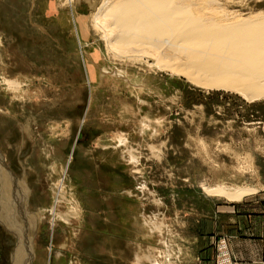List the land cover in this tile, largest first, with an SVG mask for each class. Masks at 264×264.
Listing matches in <instances>:
<instances>
[{
    "label": "rangeland",
    "instance_id": "1",
    "mask_svg": "<svg viewBox=\"0 0 264 264\" xmlns=\"http://www.w3.org/2000/svg\"><path fill=\"white\" fill-rule=\"evenodd\" d=\"M101 1L0 0V194L20 193L8 219L0 201V264H14L18 215L25 264H264L235 259L226 230L244 214L264 223V97L196 86L142 54L114 56L93 25ZM207 1L219 18L264 14V0ZM100 60L142 76L160 129L100 144L86 134L89 96L134 105L129 86L100 83ZM220 185L247 192L205 191Z\"/></svg>",
    "mask_w": 264,
    "mask_h": 264
},
{
    "label": "bare ground",
    "instance_id": "2",
    "mask_svg": "<svg viewBox=\"0 0 264 264\" xmlns=\"http://www.w3.org/2000/svg\"><path fill=\"white\" fill-rule=\"evenodd\" d=\"M74 1L66 0V4L72 5ZM201 1L102 0L93 15V25L96 32H101L107 50L120 59L142 54L153 60L155 66L183 76L196 86L234 91L249 100L264 97V14L245 19L219 18L221 13L218 17L213 15L210 2ZM104 59L102 56L101 60ZM101 60L98 67L100 83L110 79L136 91L146 87L142 76H132L124 69H108ZM3 81L12 90L20 88V82L6 78ZM132 154L131 158H135ZM4 177L6 175L0 167L1 182ZM5 191L6 194H0V201L6 208L3 216L8 219L12 216L8 210L12 212V203L19 204L20 193L16 186ZM205 191L229 200H240L247 192L223 185L205 188ZM18 217L15 216V220L9 218L19 241L12 260L14 264H25L23 240L29 231L24 230ZM59 217L68 221L66 217Z\"/></svg>",
    "mask_w": 264,
    "mask_h": 264
},
{
    "label": "crops",
    "instance_id": "3",
    "mask_svg": "<svg viewBox=\"0 0 264 264\" xmlns=\"http://www.w3.org/2000/svg\"><path fill=\"white\" fill-rule=\"evenodd\" d=\"M52 1V0H51ZM49 3H51L49 1ZM80 19L86 20L81 16H77ZM75 26V25H74ZM84 40V39H82ZM85 41V40H84ZM123 86H127L126 84L121 83ZM101 86H103L101 84ZM132 88L131 94H134V105H129V101H123L120 99V96L117 97L119 100L114 101L115 103H106L107 100H103L104 104L99 105L97 103H93L92 96H89L87 100V112L90 111V106L95 108L94 115L95 121L89 127L90 130L86 132V134L90 135L95 139L97 144L105 142L108 137L111 136H120L127 135L129 136L130 132H137L141 136H145L149 133L152 134L156 132L157 129H160V125L157 127V123L153 124L150 120L151 114L146 112V100L145 93L146 87L142 91H136V89ZM138 94V95H137ZM143 94V95H142ZM96 102V101H95ZM95 130V131H94ZM107 148V147H103ZM105 151V150H104ZM120 158H123L121 156ZM128 197V201L125 205L128 213H132L134 210V202L132 198V190H125L123 193ZM132 200V201H131ZM231 223L226 229L230 235L232 236L230 239L231 248L234 254V258L243 261V262H251L264 258V223L263 221H258L257 217L249 216L248 214H244L241 216H237L236 219ZM207 252H209L207 250ZM206 254V253H205ZM209 261H204L203 264H212L210 260L212 255H207L206 258ZM134 260V259H133Z\"/></svg>",
    "mask_w": 264,
    "mask_h": 264
}]
</instances>
